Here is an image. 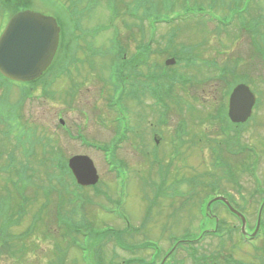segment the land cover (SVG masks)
Returning a JSON list of instances; mask_svg holds the SVG:
<instances>
[{"label": "rangeland", "instance_id": "rangeland-1", "mask_svg": "<svg viewBox=\"0 0 264 264\" xmlns=\"http://www.w3.org/2000/svg\"><path fill=\"white\" fill-rule=\"evenodd\" d=\"M126 1L133 3L132 11L139 12L138 17L149 16L151 20L162 17L167 20V25L165 21L155 23L158 29L154 34V39H156L154 45L159 44L161 37L162 42L160 44L164 46L166 42L163 38L166 37L173 50L183 47L182 51H185V46H187L191 47L192 52H197L198 55L195 54L199 58L197 62L199 70L211 65L208 60L215 58L220 64L227 67L235 66L251 74L253 80L248 81V84L260 99V104L256 109L258 117L257 120L256 118L252 119L241 130L242 141L249 144L238 146L231 151L238 153L235 160L240 169H243L250 158L253 161H258L262 155L263 161L259 164L255 176L247 173L240 176L244 196L241 197L233 186L229 185L228 187L234 193L239 204L245 206L249 212L251 223L254 224L255 207L260 199V194L255 195V197L253 194L257 187V181L263 180L264 183V66H262L264 62L261 63L258 57L250 55L252 49L248 43L251 41H247L246 37L242 39L237 34L233 36V31L230 34L219 31L229 27L231 24L229 19L235 20L240 12L247 15V9L249 17L261 15L260 19L264 21V0ZM73 2L77 5L74 18L66 19L62 8L73 4ZM209 2L210 6L208 5ZM213 3L214 9L211 8ZM46 4H53L56 9L50 8ZM119 5L122 6L121 0H112V2L109 0L33 1V9L54 14L59 18L64 29L62 40L67 44V47H72L67 59L57 60L59 66L63 68H55L52 72L57 73L62 69H67L69 73L74 75V80L72 83L70 77L67 76L69 73L65 71L61 74L64 75L60 78L61 80L56 81L55 84L47 79L37 83H21L17 87H13L11 84L9 87H5V90L0 87V152L4 151V155L0 157V167L9 165V170L7 168L9 173L5 171L0 174V200L7 198L5 186L8 176L10 177L9 188L12 191L9 194L10 215L12 218H17L10 230L0 234L4 236L0 239V264H85L84 255L80 251L82 247L73 244V246H69L71 244L69 237L77 236L73 229L72 234L69 232L66 237L61 236L63 229L56 223L58 212V214L66 213L72 224L81 225L85 223V220L92 221L93 227L88 230L90 233L106 232L103 229L105 228L104 224L119 228L116 230H123L126 226V220H129L139 231L133 227L124 231L121 234L123 241L128 245H135L147 238L153 239L162 256L171 245V240H168V237L180 233L182 235L186 229L184 227L195 232L199 231L198 223L199 220L203 219L200 211L202 201L199 197L200 194L197 198L188 201V190L194 191L192 186L184 182L179 184L177 181L181 176L189 180L196 175L199 176L207 172L212 168L211 160L214 163L223 162L224 153H228L230 150L215 146L216 150L214 151L213 146L205 140V135L203 136V127L198 123L201 121L200 118L198 120L195 118L190 122V127L195 128L194 131L200 135L197 143L191 147L187 146L183 150L185 158L172 159V148L164 140L167 141V138L175 136L177 117L174 113L170 116L168 124L163 127L157 125L156 114H149L146 120V124L150 123L149 126L146 124L140 126L142 121H138L137 116L142 110L134 108L131 98L124 101V104H129L130 107L127 112L125 105L121 107V101L117 99L119 96L117 94L112 98L117 104V108H115H121V112L111 108L109 98L114 93L111 83L115 80L118 66L113 62V58L120 46L117 40L113 41L115 28L118 26L119 29L124 30V41L129 46L128 57H132L136 53L139 39H142L141 28L148 25L146 18H143L135 21L136 26L131 30L125 29L122 24L124 19L122 11V16L120 14L122 19L119 18L121 10ZM200 6L202 7L199 10ZM166 10L168 11L166 12ZM212 13L217 16L218 32L215 31L216 23L211 20ZM232 26L235 31L238 30L235 24ZM260 29L264 32V25L260 26ZM161 31L167 32L166 35L160 36ZM93 34L95 35L92 37ZM146 39H150V36L147 35L144 40ZM234 43L236 45L233 47ZM230 47L231 49H229ZM154 56L156 59H162L161 55L154 54ZM201 58L204 60L201 61ZM69 59L73 62L68 66ZM141 66L140 68L135 66L133 73L134 75L138 73L139 80L143 81L149 69L145 68V65L143 67V64ZM154 67L155 71H161L157 65ZM178 69H182V63ZM193 69H186L184 72L187 75L195 76L196 72ZM211 74L214 73L209 71V75ZM197 75L202 76L200 73ZM101 78L107 80V88L103 95L99 94L103 87L99 80ZM205 78L204 73L202 77H199L201 80ZM86 79L88 80L86 81ZM81 82H85L84 86L82 84V88L79 84ZM72 84L78 88L75 96H72ZM211 85L212 88L208 89L207 87L205 89L206 95L209 98L214 95L218 101L223 100L222 97L219 99L223 87L220 89L221 85H215V83ZM166 86L161 85L159 89L162 91ZM191 91L194 98L203 94V91L197 90V85ZM192 95L183 94L184 105L187 110L192 104H198ZM174 103L177 102L174 101ZM16 110L17 112L14 113ZM194 111L195 109L190 110V112ZM8 112L14 114L9 116ZM17 114L19 127L13 124L16 122ZM117 116L120 117L122 126L131 123L127 126L129 129L137 122L140 131L149 128L147 131L149 133L152 127L157 129L156 137L159 142L163 143L162 141H164L161 150L157 149L158 156L164 159L155 161L154 158L150 159L143 153L145 151L151 152L153 148L146 150L139 141L131 144V135L133 136V134L129 132V138L120 147L117 146L115 151V158L122 160L126 165L117 162V170L120 171L121 176L119 180L118 171L113 170L114 166L110 164L105 151L83 142L84 140L93 143L94 140L99 141L98 143L111 145L112 140L118 137L122 127L119 126ZM189 117L192 118L191 115ZM61 118L64 119L63 125H61ZM162 118L164 119L165 115ZM11 126H16V128L13 129ZM133 129H135L134 126ZM162 130L163 132H161ZM205 130L209 134V138L219 136L216 132L217 129L206 126ZM137 132L139 131L137 130ZM79 133L80 137L78 136ZM36 138L41 140V143ZM33 149H35V154L28 160L23 151ZM55 151H60L61 155L65 157L78 153L90 154L94 158L100 174L98 186L102 193L98 194L91 187L79 190V193L85 194L82 197L84 205H80V199L77 200L75 197L77 192H73L76 190V186L65 175L58 174V171L49 172L50 175H56V178L53 181L50 176L48 178L44 165L40 163L44 162V158H47L51 152ZM9 152L10 157L8 156ZM11 158H15L13 163H11ZM27 160L28 165L26 167L28 173L33 171L31 173L33 178L27 182L29 185L22 192L24 196H27V199L22 201L21 195L18 196L17 192H13L11 179H17L16 172L20 171L21 166ZM221 168L217 167V170L219 171ZM47 170H54V168L49 166ZM162 177L166 178V185H171V188L168 189L169 193L166 197H159L156 202L157 185ZM207 181L211 182V179H207ZM175 189H180L182 195L180 192L174 195L173 190ZM197 189L199 188L197 187ZM45 190L48 192L45 193ZM202 194L204 195V193ZM121 196H123L122 208L117 202ZM89 198L92 202L106 205L107 209L102 211L103 207L92 206L88 202ZM70 199L75 202H70ZM74 206L75 209L72 211ZM148 208H150V216L146 213ZM119 210L123 217L119 216ZM218 212L222 213L221 218L230 223L228 225L238 224L237 220L235 221L221 208H218ZM68 218L63 217V220L67 222ZM251 223L250 225H252ZM8 232L14 239H11L10 244H5ZM78 235L81 236V234ZM232 235L226 236L221 241L207 237L204 250H202L203 248L201 250L210 254L215 249L224 255L232 253L236 258L252 262L254 250L242 243L237 232L234 231ZM105 240L101 248H97L98 255L95 254L94 256V259H100L103 264H123L125 259L132 257L149 261L155 252L153 248L131 252L116 246L110 240ZM80 243H84L82 237ZM61 257L64 260L63 263H60ZM175 259L178 262H184V264H195L183 248L178 249ZM222 261L223 264H227L224 259ZM133 264H137V262Z\"/></svg>", "mask_w": 264, "mask_h": 264}, {"label": "water", "instance_id": "water-1", "mask_svg": "<svg viewBox=\"0 0 264 264\" xmlns=\"http://www.w3.org/2000/svg\"><path fill=\"white\" fill-rule=\"evenodd\" d=\"M59 32L60 27L52 17L29 10L18 13L0 40V71L18 80L36 78L52 59L58 46ZM254 101L249 88L239 86L231 99L233 118L246 120ZM71 166L78 176L96 181V170L88 157H75Z\"/></svg>", "mask_w": 264, "mask_h": 264}, {"label": "trees", "instance_id": "trees-1", "mask_svg": "<svg viewBox=\"0 0 264 264\" xmlns=\"http://www.w3.org/2000/svg\"><path fill=\"white\" fill-rule=\"evenodd\" d=\"M119 60H120V62L121 61H123V59L125 60V58L122 56V55H119ZM128 59H130V61H132L133 59H135V57L133 56V57H131V58H128ZM117 60H118V57H117V59L115 60V63H117ZM136 61V60H135ZM121 66V65H120ZM123 71V69H122V67L119 69V72H118V79L117 80H120V73ZM186 83V81L184 80L183 81V84H185ZM181 99V98H180ZM179 106H180V108H181V100H180V103H179ZM219 111V110H218ZM214 113V111H213V109H211V108H206V109H203L202 110V114H207V118H209V116H210V114H213ZM216 113V112H215ZM218 117L220 118V119H218L217 121H222V119L223 118H221V116L220 115H218ZM223 122H224V120H223ZM223 125L224 124H221V126L223 127ZM228 128H230L229 126H228ZM41 163H44V162H41ZM48 168V167H47ZM47 168L45 169V172H46V174L47 175H49V174H51V173H49L48 172V170H47Z\"/></svg>", "mask_w": 264, "mask_h": 264}, {"label": "flooded vegetation", "instance_id": "flooded-vegetation-1", "mask_svg": "<svg viewBox=\"0 0 264 264\" xmlns=\"http://www.w3.org/2000/svg\"><path fill=\"white\" fill-rule=\"evenodd\" d=\"M14 1H16V0H14ZM0 16H4V15L2 14V15H0Z\"/></svg>", "mask_w": 264, "mask_h": 264}]
</instances>
